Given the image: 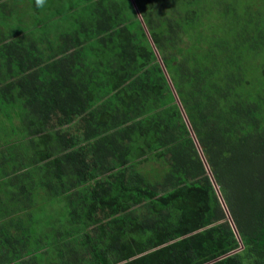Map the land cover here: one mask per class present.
<instances>
[{
    "label": "trees",
    "instance_id": "obj_1",
    "mask_svg": "<svg viewBox=\"0 0 264 264\" xmlns=\"http://www.w3.org/2000/svg\"><path fill=\"white\" fill-rule=\"evenodd\" d=\"M91 1L45 0L75 9L63 56L0 39L1 116L28 138L0 152V264H264V0L215 3L220 34L204 0Z\"/></svg>",
    "mask_w": 264,
    "mask_h": 264
},
{
    "label": "rangeland",
    "instance_id": "obj_2",
    "mask_svg": "<svg viewBox=\"0 0 264 264\" xmlns=\"http://www.w3.org/2000/svg\"><path fill=\"white\" fill-rule=\"evenodd\" d=\"M6 3H7V6L10 7L12 9V7L14 6L15 8H17V6H20L21 8L23 7L24 10H26V8L31 7V0H5ZM95 0H92L91 2L93 3ZM205 2V5H206V10H208V14L210 16V19L211 21L214 19L216 21V23L213 25V28H214V31L215 33L218 32L219 34L220 33H225V27L226 26H223V23H222V18L220 17V12L221 9L217 6V2H220L221 0H204ZM229 3L231 2L232 5L234 3V8L236 10L237 13H241L243 14V10L242 8L245 7L244 5V2L246 3H249V4H254L256 2V0H227ZM1 2V1H0ZM33 3H34V0H33ZM44 5V4H43ZM39 8V15L40 16H43L44 12L46 11L42 6H38ZM45 10V11H44ZM33 12H35L33 10ZM48 16H49V19L42 25H45L44 27V33H46L47 31L50 33V34H46L48 35L46 37V39H59L58 40V45L59 46L62 42V39L61 37H63L64 35H66L70 29L72 30L73 29V25L72 23H75L74 21L75 20H70V21H64V24L62 23H59V22H56V23H52L53 22V18H55V16H51L50 15L52 13H49L48 11H46ZM67 13H72V10H68ZM231 16V15H230ZM72 22V23H71ZM52 23V24H51ZM234 29L233 28H229L228 29V33H233ZM227 33V31H226ZM69 34V33H68ZM137 34L138 33H135V37H137ZM24 36H20V38H23ZM25 38V37H24ZM26 39H28L26 37ZM138 42V40H135ZM56 47V46H55ZM54 49V48H53ZM52 49V50H53ZM0 64H2V59L0 57ZM6 83V81H3V82H0V86L4 85ZM4 109L1 104H0V152L2 150H4V148H8L9 146L13 145L12 143H16L18 140L20 143V145H18V148H26V140L28 138H18L17 140H15L16 137L20 136V132L17 134H15L16 136L11 138V134H9L8 131H6V117H4L3 115L1 116V113L3 112L4 113ZM7 112H9L10 114L14 115L13 118H14V121H16V116L14 114L15 110L14 108H11L9 109V107L7 108ZM8 125V124H7ZM8 138H10V140H8ZM21 150V149H20ZM136 170L139 174L143 175L144 177H146L147 180H155L156 178V175H158V173L160 172V165H159V162L156 161V160H151V159H148L146 161H143V162H138V164H136ZM1 187V186H0ZM45 211H48L47 208ZM44 212V211H43ZM38 214H41L42 216H46V215H50V214H45L44 213H38ZM52 218L51 220L52 221H55V217H56V211H54L52 213ZM198 230H194V231H190L189 229H186V230H182L181 233H180V236H179V240H190L191 239V236L193 234H195ZM12 232V231H11ZM144 253H139V254H135L129 258H127L126 260H123V261H120L119 263L117 264H122L126 261H130V260H133L135 258H138L140 256H142Z\"/></svg>",
    "mask_w": 264,
    "mask_h": 264
},
{
    "label": "crops",
    "instance_id": "obj_3",
    "mask_svg": "<svg viewBox=\"0 0 264 264\" xmlns=\"http://www.w3.org/2000/svg\"><path fill=\"white\" fill-rule=\"evenodd\" d=\"M0 17H6L5 20H3V22L0 24V39H9V37L6 38V36H10V34L13 35L14 38H20V36H24L25 38L27 37L28 39H24V43L25 42H35L36 41V47H38L40 50V54H42V56L45 57L46 52L49 53H55V52H51V51H46L47 50V41H46V37L48 35L46 34H50L48 31L46 33H44V24L48 19L49 16L47 14V5H43L42 7L44 9H46V11L44 12L43 16L39 15V8H37L36 10L33 9L34 3L33 0H31V7L28 6V8H26V10L23 9V7L21 8L20 6H17V8H15L14 6L12 7V9L10 7L7 6V3L5 0H0ZM49 9L52 10V13L50 15L51 16H55V18H53V22L52 23H62L64 24V21L62 20V18L64 17V15L59 16L57 15V11L56 9L53 8V5H49L48 6ZM33 10L35 12H33ZM70 14V13H67ZM75 9L72 10L71 15H73L71 17L72 20H74L75 18ZM5 15V16H4ZM74 17V18H73ZM51 23V24H52ZM73 25V31H74V26L75 24L72 23ZM5 37V38H2ZM23 37V38H24ZM63 38V37H61ZM40 39H44V40H40ZM50 43H52V45L55 47V50L58 52V56H63L64 55V49L62 48L63 44H68V46L70 47L69 50L67 52H71L73 50H75L72 47V42H71V37L70 38H66L64 41L62 40V44L58 45V40L59 39H48ZM66 52V53H67ZM56 54V53H55ZM54 54V55H55ZM53 55V56H54ZM27 59H30L29 57H27ZM10 71L12 73H14V75L16 76H21L24 75L25 73L21 74L19 73V71L17 70V68L13 65L9 67ZM15 122V121H14ZM13 187H6L7 191L12 190ZM15 192V191H14ZM17 193V192H16Z\"/></svg>",
    "mask_w": 264,
    "mask_h": 264
},
{
    "label": "water",
    "instance_id": "obj_4",
    "mask_svg": "<svg viewBox=\"0 0 264 264\" xmlns=\"http://www.w3.org/2000/svg\"><path fill=\"white\" fill-rule=\"evenodd\" d=\"M149 43H150V45L152 46L150 40H149ZM154 53H155V56H156L157 61H158L159 64L161 65V62H160L159 57L157 56V53H156L155 51H154ZM161 67H162V65H161ZM162 71H163V73L165 74V71H164V68H163V67H162ZM166 79H167V76H166ZM167 81H168V80H167ZM168 83H169V81H168ZM172 94H173L174 101H175V103L177 104V106H178V108H179V111H180L181 117H182V119H183V121H184V123H185V125H186V127H187V129H188V131H189V134H190L191 138L193 139V141H194V143H195V146H196L198 152H199L198 145H197V143H196V141H195V139H194L193 133H192V131H191V129H190V126H189V124H188V122H187V119H186V117H185V115H184V113H183V111H182V108H181V106H180V104H179V101H178V99L176 98L174 92H172ZM199 155H200V157H201V159H202V161H203V163H204V160H203V158H202L200 152H199ZM204 164H205V163H204ZM205 167H206V165H205ZM206 170H207V167H206ZM207 172H208V171H207ZM215 191H216V194L218 195V192H217L216 187H215ZM220 203H221L222 206H223V203H222L221 200H220ZM224 209H225V208H224ZM230 223H231V222H230ZM231 226H232V224H231ZM232 229L234 230L233 226H232ZM234 231H235V230H234ZM240 248H241V247H240ZM215 260H216V259H215ZM209 263H210V262H208V263H206V264H209Z\"/></svg>",
    "mask_w": 264,
    "mask_h": 264
},
{
    "label": "clouds",
    "instance_id": "obj_5",
    "mask_svg": "<svg viewBox=\"0 0 264 264\" xmlns=\"http://www.w3.org/2000/svg\"><path fill=\"white\" fill-rule=\"evenodd\" d=\"M45 0H36L37 6H43Z\"/></svg>",
    "mask_w": 264,
    "mask_h": 264
}]
</instances>
